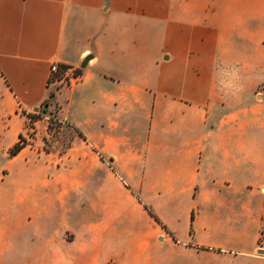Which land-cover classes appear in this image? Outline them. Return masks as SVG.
<instances>
[{
    "label": "crops",
    "instance_id": "1",
    "mask_svg": "<svg viewBox=\"0 0 264 264\" xmlns=\"http://www.w3.org/2000/svg\"><path fill=\"white\" fill-rule=\"evenodd\" d=\"M263 191L264 3L0 0V264H264Z\"/></svg>",
    "mask_w": 264,
    "mask_h": 264
},
{
    "label": "built area",
    "instance_id": "2",
    "mask_svg": "<svg viewBox=\"0 0 264 264\" xmlns=\"http://www.w3.org/2000/svg\"><path fill=\"white\" fill-rule=\"evenodd\" d=\"M80 77V66L59 62L57 60H53L49 65L48 84L55 89L62 86L70 87L76 84L80 80ZM20 112L24 115L26 120L23 135L21 136L24 141H27L31 138L34 123L37 119L44 118L46 122L50 124L59 123V121L55 117L49 114L47 115L45 112H43L41 107L30 112L21 110ZM260 230L262 236L264 237V212L262 215V225Z\"/></svg>",
    "mask_w": 264,
    "mask_h": 264
},
{
    "label": "rangeland",
    "instance_id": "3",
    "mask_svg": "<svg viewBox=\"0 0 264 264\" xmlns=\"http://www.w3.org/2000/svg\"><path fill=\"white\" fill-rule=\"evenodd\" d=\"M253 1H256L260 4L264 3V0H252V2ZM228 71H229V74H232L234 76H240L241 77L243 75L242 74L243 73L242 68H239L237 66L229 67ZM248 83H249V81L247 79L246 82L242 81L238 85L242 89V88H246ZM45 124H46L45 135L42 137V142H41L42 151H50L52 149H55V150H58L60 153H62L63 151H65V149L71 143L72 131L66 130L64 128L63 129L59 128L60 127L59 123H56V124L45 123ZM31 135H33V134H31ZM21 140H24V139L21 137ZM25 142L26 141H24V143ZM259 244H260V246H264V237L261 234V230H260V234H259ZM173 249L174 248H172V247L170 248V250H173ZM259 250H262V248H259ZM262 252H264V250H262ZM262 252H260V253H262Z\"/></svg>",
    "mask_w": 264,
    "mask_h": 264
},
{
    "label": "trees",
    "instance_id": "4",
    "mask_svg": "<svg viewBox=\"0 0 264 264\" xmlns=\"http://www.w3.org/2000/svg\"><path fill=\"white\" fill-rule=\"evenodd\" d=\"M23 145H24V140H21V136H20L19 140L9 149V154L10 155L16 154L22 148ZM145 208L147 209V212L154 218V220L159 222L158 217L146 206Z\"/></svg>",
    "mask_w": 264,
    "mask_h": 264
},
{
    "label": "water",
    "instance_id": "5",
    "mask_svg": "<svg viewBox=\"0 0 264 264\" xmlns=\"http://www.w3.org/2000/svg\"><path fill=\"white\" fill-rule=\"evenodd\" d=\"M90 55H85L80 63V68L84 67L87 61L90 59ZM34 110H37V108H34ZM259 252H262V250H259Z\"/></svg>",
    "mask_w": 264,
    "mask_h": 264
}]
</instances>
